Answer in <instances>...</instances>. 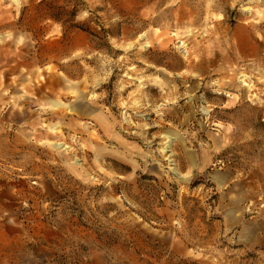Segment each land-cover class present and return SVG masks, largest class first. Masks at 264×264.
<instances>
[{"label": "rangeland", "instance_id": "obj_1", "mask_svg": "<svg viewBox=\"0 0 264 264\" xmlns=\"http://www.w3.org/2000/svg\"><path fill=\"white\" fill-rule=\"evenodd\" d=\"M92 262L264 264V0H0V264Z\"/></svg>", "mask_w": 264, "mask_h": 264}, {"label": "crops", "instance_id": "obj_2", "mask_svg": "<svg viewBox=\"0 0 264 264\" xmlns=\"http://www.w3.org/2000/svg\"><path fill=\"white\" fill-rule=\"evenodd\" d=\"M97 256H98V255H97ZM95 257H96V256H95ZM91 264H95V263L92 262Z\"/></svg>", "mask_w": 264, "mask_h": 264}]
</instances>
